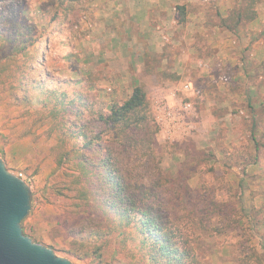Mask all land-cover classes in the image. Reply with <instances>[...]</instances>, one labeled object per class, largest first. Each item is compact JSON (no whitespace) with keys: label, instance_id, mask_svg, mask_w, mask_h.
<instances>
[{"label":"rangeland","instance_id":"rangeland-1","mask_svg":"<svg viewBox=\"0 0 264 264\" xmlns=\"http://www.w3.org/2000/svg\"><path fill=\"white\" fill-rule=\"evenodd\" d=\"M12 2L21 4L12 5L21 23L44 29L48 75L60 81L49 79L46 88L70 95L79 92L87 104H68L73 110L69 121L74 126L84 124L90 134H101L95 146L113 147L129 176L140 172L137 179L145 182L143 167L158 164L175 184L187 183V207L193 209L203 201L199 209L194 206L190 234L200 263L264 264V120L256 121L247 106L230 98L241 76L216 57L215 40H203V16L199 20L194 8L190 16L186 10L184 22L179 23L176 6L185 4H176L175 21L154 27L155 39L149 43L141 41L139 27L125 28L117 19L109 25L106 20L98 22L91 0ZM4 3L0 2V12L8 15ZM234 5H264V0H235ZM216 9L210 2L206 10L214 24L219 17ZM11 19L1 21L0 34L5 35ZM7 51L0 36V158L29 186L30 208L20 222L23 234L71 264H143L131 250L134 244H123L101 213L78 197L85 178L75 164L76 152L70 151L81 141L79 136L65 135L60 104L44 107L43 96L33 90L27 103L16 100L11 87L14 65L4 60ZM147 67L153 72L147 73ZM220 74L228 80L218 81ZM134 79L145 87L158 126L151 144L154 159L149 163L142 152L124 150L119 139L116 143L108 139L98 121L109 105L130 95ZM185 83L198 88L200 95L186 98L181 91ZM173 93L191 103L188 112L180 110ZM160 103H168L180 117L179 129L168 133L161 127ZM79 107L83 111L76 114ZM258 108L264 114V100Z\"/></svg>","mask_w":264,"mask_h":264},{"label":"trees","instance_id":"trees-1","mask_svg":"<svg viewBox=\"0 0 264 264\" xmlns=\"http://www.w3.org/2000/svg\"><path fill=\"white\" fill-rule=\"evenodd\" d=\"M12 1L0 0L5 2L6 6L3 8L8 12V15H2L0 12V23L12 18L10 27L4 32L5 35L1 33L0 36L8 47L4 60L11 61L14 65V84L11 85L14 96L19 102L27 103L29 92L33 90L37 96H43L40 103L44 107L52 102H55L56 106L60 104V122L66 129L65 135L79 136L81 141L77 148L73 147L70 151L76 152L75 164L81 168L85 178L83 188L78 191V197L101 213L106 226L117 230L116 235H120L123 244L127 241L134 244L130 249L138 253L136 255L143 264H201L190 234L194 206L199 209L203 201L195 204L193 209L192 206L187 207L186 197L190 191L187 183L182 181L175 184L173 177L164 172L158 164L143 167L147 178L145 182L137 179L140 172L129 176L128 171H124L118 161V156L114 155L113 147H104L99 143L95 146L101 134H90L84 124L74 126V123L69 121L68 116L73 110L68 109V104L75 101L81 106L87 107V104L79 92L70 95L64 91L57 93L55 88H46L47 81L52 77L48 75L45 62L48 44L46 37H43L44 29L38 31L36 25L21 23L19 12L12 9V5L21 4ZM176 9L178 22H184L185 5H177ZM234 11V15L241 16L239 10ZM1 61L2 59L0 63ZM146 72L151 73L153 70L147 67ZM52 80L56 84L60 83L58 79ZM134 81L130 95L122 103L109 105L108 113H100L98 121L105 126L108 139L115 143L119 139V144L124 150L130 148L135 154L142 152L147 156L149 163L154 159L151 144L158 126L150 112L145 87L136 79ZM82 111L80 108L75 113ZM104 131L101 130L102 133ZM252 139L254 140V137ZM66 158L64 155V159ZM129 177L133 178L134 182ZM29 195L31 197L30 193ZM178 203L181 205L179 209L174 214L171 213ZM94 232L99 235L98 230Z\"/></svg>","mask_w":264,"mask_h":264},{"label":"crops","instance_id":"crops-1","mask_svg":"<svg viewBox=\"0 0 264 264\" xmlns=\"http://www.w3.org/2000/svg\"><path fill=\"white\" fill-rule=\"evenodd\" d=\"M210 2L217 7L215 24L208 18L210 11H206ZM89 4L98 22L106 20L109 25L117 19L125 28L139 27L141 41L149 43L155 39L154 27L175 21L172 10L176 4H185L188 16L193 15L194 8L195 18L201 20L203 16V40H215L216 57L241 76L235 80L230 98L247 106L256 121L264 120V114L257 112L264 100V5H234L235 0H91ZM233 10H239L241 16L234 15Z\"/></svg>","mask_w":264,"mask_h":264},{"label":"water","instance_id":"water-1","mask_svg":"<svg viewBox=\"0 0 264 264\" xmlns=\"http://www.w3.org/2000/svg\"><path fill=\"white\" fill-rule=\"evenodd\" d=\"M28 184L0 158V264H71L23 234L20 222L30 208Z\"/></svg>","mask_w":264,"mask_h":264},{"label":"built area","instance_id":"built-area-1","mask_svg":"<svg viewBox=\"0 0 264 264\" xmlns=\"http://www.w3.org/2000/svg\"><path fill=\"white\" fill-rule=\"evenodd\" d=\"M200 66H207V64H203V63H199ZM228 80V76H226L225 74H220L218 76V81L220 82H225ZM182 93L184 94V96H186V98H189V96H199L200 95V90L196 87H194L193 85L189 84V83H185L182 85L181 88ZM173 97L175 98L176 102H178V104L180 105V110L183 112H188L191 109V103L187 102L180 98V97H175V93H173ZM168 103H160L158 106L160 107V115L158 117L159 120V124L161 125L162 128H164V130L166 132H168V130H170L168 133H170L172 131V129H176L180 127L181 123H180V117H178L175 112H173L169 105H167ZM238 114H244L242 111H239ZM180 115V114H179ZM175 131V130H174ZM17 176L21 177V174H18Z\"/></svg>","mask_w":264,"mask_h":264}]
</instances>
